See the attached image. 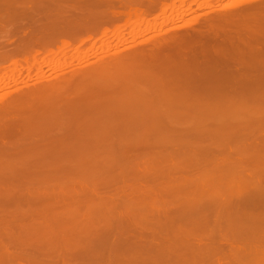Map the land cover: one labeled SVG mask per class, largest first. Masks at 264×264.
<instances>
[{"label":"rangeland","instance_id":"374dc122","mask_svg":"<svg viewBox=\"0 0 264 264\" xmlns=\"http://www.w3.org/2000/svg\"><path fill=\"white\" fill-rule=\"evenodd\" d=\"M162 1L171 2L170 0ZM197 1L198 0H183L184 5L185 3H187L186 5H189L194 9V11L193 9L192 11L190 10L189 13L187 12L185 14L184 12L180 11V9L175 10L173 8H170L168 9V11L166 9L164 11V14L168 13V15L173 14L174 16L181 15V17L179 18H175L176 20L174 19V23L180 22L181 19L182 22H187L193 17L205 12V10L202 11L203 8H196L198 4H196L195 2ZM209 1L214 2V0ZM222 1L226 2V0ZM222 1L219 2L223 3ZM230 1L232 0H227V2ZM198 2L204 3L206 2V0H199ZM215 2L216 4L218 3L217 1ZM155 11H152V15L149 14V17L147 15L148 19L150 18V20H152V23L155 22V19L156 21H159L160 18L163 17L162 11L160 9L159 11ZM131 15L133 16V14ZM132 16L130 19H134V17ZM155 16L159 17V19H157ZM162 25L160 26V28L163 29H168L172 26H167L168 23ZM114 28L115 26H111L110 31H108L109 34L107 33L106 35H104V39H106L105 42H107L108 45L112 46L113 48H116L118 45L117 44L115 46L114 44L116 42L115 39L118 34H122L121 36H123L124 38L126 37L127 39L126 43H121V45H128L132 41V36H134L131 34V32L134 34V30L137 29V27L133 26L132 24H127V26L125 25V29L123 28V30H119L120 32L117 31V28L114 31ZM141 28L143 30L145 27L142 26ZM146 32L147 31L145 30L141 35H138V37L135 36L134 40L136 39V37L138 38V40H141L145 38V36L148 37V34L149 36L152 35V33H154L155 31L149 30V32ZM96 34H94L96 36H93V39L84 41L85 43L80 44L81 42H72V46L75 47L77 45L80 52H84V50L88 51V49L91 48L94 42L95 45L93 44V48L96 49V47H98L99 45L101 50V34L100 32H96ZM106 36L108 37L106 38ZM160 38L161 37H159V39ZM262 42L264 43V41ZM262 42H260L261 44L257 43L258 46H254V49H252V46L256 43H254L253 45L251 44L252 46L249 45V47L245 48L243 47L244 45L242 47L237 46L239 47V49H235L237 48L235 46L234 50L233 48L232 50H230V52L227 50L228 53L226 50H211V52L208 53V50L205 53L204 51L203 53L194 52L179 54V56L178 54H169L170 57L164 52L163 54L166 57L162 53L161 54L163 56L160 53L157 55V57L152 56V59L150 58V60L153 61H148V70H146V73H144L145 75H142L141 77H144V80H148V78L153 79V81L151 79L150 82L148 81L150 83L149 88L152 85L154 86V83H157L155 87L152 86L154 89H149V91L152 92L146 91V94L148 93L147 96H145V92H143L144 94H141V96H139L142 99L137 97L138 95H140V93H138L137 95L136 91L134 92L136 95H134V93L130 95V92L134 91V89H129L128 86L127 94L129 93V95L128 97H126L125 95V99L121 97L123 100H120V96L117 97L118 99H115V97L113 96L114 98L112 100H117V103L115 101L113 103L111 99L109 100V98L107 99L106 96L107 94L111 95V93H109L111 92V90L113 92L114 88L117 90L118 87H121L122 83L120 84V82L122 81L120 80L117 84L115 83L117 87L112 86L113 89L108 87L109 92H107L108 90L106 91V88L105 90H101L102 95H98L99 97L95 96L96 99H100L98 101L94 97H91L94 99L85 97L82 101V98L77 99L79 101L74 100L75 103L73 100H70V103L68 101L67 104H63L62 102H59V104L57 102V105H61L58 107L61 110L57 108V111L59 113L55 115L56 117L54 116L55 120H53L54 118H50L53 120L52 122L56 121V124H58L59 126H62L67 122L68 126L67 124L66 126L64 124V126L68 128L63 129L60 126V128L55 129L58 131L54 130V133H56L54 137L57 136V138L56 140L55 138H53L54 142L52 141L51 146L48 147V149L50 150H43L42 153H45L43 155H40L42 159V166L38 165L40 163L38 161V167L34 166V168L30 167V165H27V169L25 170L26 165L24 164V162H19V160H23V158L20 159L23 156H21L20 153V155L17 153V149L19 150L27 145L29 146L28 143H30L31 145V147L29 148H33L32 143L28 140L27 136H31V134L34 133L33 131L40 132V130L36 129H39L40 125L43 124L42 120L40 122L42 116L38 119V116H34V114L36 113L31 111L30 115H28L27 113L29 117L25 114L27 116L26 120L23 117L22 118L24 120L20 117L19 119L6 118L8 123L4 121V126L2 122V125L0 124V128H3L0 129L2 131H0V150L3 151L2 153L0 151V165L3 163L2 165L4 166H0V169L3 171L0 173V228L2 227L3 230L6 228L10 229L4 230L5 234H2L1 236L7 235V230H12L11 232L13 233L16 231L15 234L17 237V234H20L18 231L23 230L22 232H24V228L26 227L29 228L28 232L26 229V232H24V234L22 233L20 237H22V235H25L26 237L31 236L29 234V232H31L30 229L33 231H40L39 225L42 224V228L45 227L46 230V228L50 227L48 229H52V231H54L56 234L57 232H59L58 234H60V231L65 229L62 232L63 234L61 235H64V232L66 231L70 233L69 229L71 228V230H76L75 232L77 233L73 236L75 237L77 235H81L80 238L82 237V235L83 237H85V235H88V233L86 232H83V234L82 232L80 233V231H85V229L94 231V227L95 231H98L99 229L107 228L106 230L108 232L105 231L103 235L101 231L104 230H99L100 233H92V231L89 230L88 236L91 237L92 243L94 240H97V243L103 242L101 243V245H106L108 244V242L111 244L113 238L118 237L119 239L118 233L123 234L125 232L122 231L123 229H134V227L141 230H144L145 228L147 230H158L157 236L164 238V236L168 235V233L169 236H171L170 234L173 235L177 233L176 230L181 231V229H190L193 223H195L196 226L197 224L199 225V221L201 225L202 223H204L201 222L202 219L200 220V216V218H194V216L196 215L193 214L201 211V208H206V211L207 208L209 209L211 205L214 204H212V202L209 200L211 204L209 203L208 205V203L205 202L207 199L204 201L202 199L203 197L207 198L206 196H208V198H212V195H216V193L214 195V192L218 191L217 196L222 194V197L218 196L220 197V199H223V196L229 195L228 197H230L231 195V197L233 198L232 203H235L234 198H236V195L239 196V194L242 195V193L243 195L244 193H248V195H250L251 192H257L258 194L260 188H256L257 186L255 185H253V187L255 186L253 188L252 185L249 186V184L247 186L246 184L244 185L245 187L239 186L238 189V187L236 186H234L233 188V185L230 183L229 184L231 186H227L228 183L226 184L224 182L227 181V178L228 180L231 179L232 181H247V179L249 178L247 177V175L249 176L250 174H256L255 176L262 178L260 176L262 174L259 175V173L264 167H261L260 172L257 169L259 173L255 171L258 165L260 166L261 164H264V44ZM107 43H104L103 45L105 49V45ZM121 45L119 46L121 47ZM77 46L75 48H77ZM81 49H83V51ZM102 49L104 50V48ZM259 49H261V51H259ZM100 50L98 51L99 54L97 53L98 56L102 54H100ZM76 52L77 51L74 49L72 51L70 50L68 57H65L66 61L68 58L67 63H69V61H73V56H76ZM222 52L226 54H223ZM38 55L39 54H37V56ZM182 55H184V57ZM38 58L42 61V56H38ZM88 59L94 60L96 59V57L94 58L93 56H91L90 58L88 57ZM167 59L169 61H167ZM42 63L44 62L42 61ZM8 64L10 66L6 65V67L3 68L4 70H0L2 73L11 74L12 71H10V69L12 67L14 68V66L10 62H8ZM155 64L157 67L155 66ZM149 66H151L152 68H149ZM50 67L52 66L50 65ZM50 67H46L47 70L49 68V73L52 70V68L50 69ZM13 68L11 70H13ZM26 71L29 72V70ZM31 71L30 74H32L33 71L36 70L33 69L32 73ZM148 71L149 75L147 74ZM1 72L0 74H2ZM138 76L136 77L138 78ZM132 77L135 79L134 76ZM106 83H109L110 85L112 84L107 81ZM160 83L161 85H159ZM162 85H164V87ZM123 87L124 89L126 88L125 86ZM122 88H118V90H120L121 92ZM160 88L162 89L160 90ZM124 89L122 90L123 94L125 91ZM118 90L114 92L118 93ZM129 90L131 91L128 92ZM103 91L107 93L104 94ZM122 92L120 94H122ZM117 95L119 94H116L115 96ZM149 95L151 98L149 97ZM143 96L145 97L143 98ZM100 97H102V99L104 97V100H102ZM105 99H107L108 101H106ZM157 102L160 103L157 104ZM152 103L155 105V108ZM158 105L160 106L157 107ZM61 107L67 109V112L71 114L66 113L65 109H62ZM115 107L117 108L116 110ZM156 108L157 110L160 109L159 111L163 112L161 113L157 111ZM63 110L66 113L65 115L63 112L64 116L62 115V113H60ZM59 114H61V117L59 116ZM51 115L52 114H50V116ZM68 115H70V117ZM47 117H43L45 118V120L42 118L45 124L41 126L40 129H42V127L44 126L49 127L48 125H46V123H48L46 122ZM50 118L48 117L47 120L49 121ZM37 119L39 120L40 125L38 124ZM2 120L4 119H1V121ZM59 120L64 122H61ZM20 121L22 123H20ZM23 121L27 123L28 127ZM52 122L50 120L48 124ZM50 127H52V124H50ZM53 128L56 127L53 126L52 128L48 129L49 131H52ZM26 132L32 133L26 134ZM64 138L67 140H65ZM61 140H63L64 142ZM20 144L21 146L23 144L24 145L21 147ZM1 147L4 150L1 149ZM8 150L10 151L8 152ZM12 150L14 153L16 152V155L12 152ZM38 155L39 154H37L36 157H39ZM52 157H54V160ZM51 161L53 162V165ZM258 161L260 162L258 163ZM15 162H19L18 165L20 166H22L23 164L22 167L24 169L18 165L17 166L20 167V169H15L17 167H14ZM5 165H8V167ZM11 166V170L15 171L14 173H17V176H15L13 171V176H10L12 175L11 173H7L9 171L8 168ZM11 170L9 172H11ZM16 170L21 172H16ZM253 170L255 172H252ZM30 172L32 176L30 175ZM44 173L46 174V177ZM48 173H50L51 175ZM245 174L247 175L245 176ZM235 175L237 178L235 177ZM255 176L253 179H255ZM10 178L13 179L11 180ZM215 182L217 183V185H215ZM185 184L187 186L188 184H192L193 190H191L192 188L190 189V187H187ZM224 184L225 186H221ZM218 186H221L220 188L223 190H221L222 193L220 192V188ZM235 187L237 189H235ZM11 194L13 195L10 196ZM240 197H237V199ZM196 198L203 200L200 202L201 204H199V201H197ZM191 199H193L197 204ZM202 202H204L205 204ZM245 204L248 203L245 202ZM240 205H243V203ZM240 205L237 206L242 208V206ZM215 206H212L211 208H215ZM243 206L245 207L247 205ZM196 208L200 209L196 211ZM233 208L235 209V207ZM38 212L40 214H38ZM86 213H89L91 215H86ZM196 214L199 215V213ZM41 216H43L44 218H41ZM43 223H45L46 225ZM36 224L37 226H33L34 228L31 227L32 225ZM87 226L90 227L87 228ZM57 227H59L60 229L58 230ZM80 228L85 229L82 230ZM13 229L16 230L14 231ZM33 231L31 233L37 234ZM47 232L50 231L48 230ZM127 233L130 235L131 232L127 231ZM127 233H125L126 236L128 235ZM38 234L40 233L38 232ZM36 236L38 237V235ZM78 236L77 239L76 237L72 238V242L74 244L73 246L75 247L77 245L78 247H75V252L80 251L81 249V244H79L80 242H78ZM169 236L168 239L170 238ZM32 237L31 239L34 240L35 235L34 238ZM92 237H94V240L92 239ZM110 237L112 240L110 239ZM29 238L28 240H26L27 238L24 239L27 242L30 240ZM85 238L88 239L89 237ZM101 238L102 241L100 240ZM122 238L121 240H123ZM87 243L85 244L86 247ZM89 244L90 242L88 243V246H90ZM110 244H108V246L111 248L112 244ZM116 245H118V243ZM97 246H95L94 249L96 248L97 250ZM104 247L108 248L106 246ZM118 247H120V245H118ZM83 250L84 249H82V252ZM144 251L142 254H144ZM182 252L184 253V251ZM78 253L76 259L78 258ZM83 254L82 256H84ZM142 254H140L139 260L136 259L137 263L139 261V264L141 262L144 264H150L155 260H149L148 258L150 263L145 262L142 260L144 257V255L142 256ZM147 254L149 253L147 252ZM162 254L165 255L164 253ZM184 254L188 255L186 253ZM184 254H182V256ZM80 255L79 258L81 257ZM152 255L154 254L152 253ZM163 255L162 258H165L163 257ZM170 255L172 254H169V256ZM171 258L174 259L173 256ZM136 261H134V264ZM160 261L159 263H155L156 261L154 263L161 264ZM123 262L124 261H119L118 263L123 264ZM125 263L126 262H124V264Z\"/></svg>","mask_w":264,"mask_h":264},{"label":"bare ground","instance_id":"6f19581e","mask_svg":"<svg viewBox=\"0 0 264 264\" xmlns=\"http://www.w3.org/2000/svg\"><path fill=\"white\" fill-rule=\"evenodd\" d=\"M170 1L171 2H166V1L163 2L162 0H0V70L3 69L4 67H6V65H9L8 62L12 63L14 66V68L12 67L13 70H11L12 68L10 69V71H12L11 74L10 73L5 74V73H2L0 71L2 74H5V75L0 74V124L2 122V124L4 126L5 125L3 123L4 121H6L8 123L6 118H11V119H17L18 118L19 119V117L20 118L23 117L26 120V117L28 115H30L31 111L37 114V115L34 114V116H38V119L41 118V116H42V118L44 116H46V117L48 116L49 118L50 117L54 118V116L57 113H59L57 111V108L59 106H61V105H57V102L58 103L62 102L63 104L64 103L67 104L68 101L70 103V100L74 101V100L82 98L81 99V101H82L83 98H85V97H87V98L90 97L89 99H94V98L96 99L95 96L102 95L101 90H103V89L105 90V88H106V91L108 90L107 92H109L108 87H110L111 89H113L114 86L117 87V85H115V83L117 84L120 80L122 81V82H120V84L121 83L122 84H121V87H118V88H122L123 86H125L126 87L125 89H124V87L122 88V90L123 89L125 90L124 94H123L122 90H121L122 94H120L121 92H120V90H118V88H117L118 93L114 92V91H117L114 88L113 92H112V90H111V92H109V93H111V95L107 94V96H108V97L106 96L107 99L109 98V100L110 99L112 100L114 97L116 99L118 96H120L119 98L122 97L123 99H125L124 96L126 95V97H128V95H129V93L127 94V90H128L127 88L128 87H129V89L130 88L134 89V91H132V92H130L131 90L128 91V92H130V95H132V93H134L135 91H136L137 95H138V93H140V95H138L137 97L141 96V94H144L143 92H145V94H146V91H149V89L155 87L157 82L156 83L152 82V83H154V86L152 85L153 87L151 86L149 88V86H150L149 82H150L151 78L150 79L148 78V80H146V79L144 80L143 79L144 77H141V76L145 75L144 73H146V70H148L147 65H148V61L150 60V58L152 56L157 57V55L159 53L163 54V52H164L166 55L168 54V56H169V54H178V56H179V54H187V53H194V52L195 53L196 52L203 53V51H204V53H205L208 50H209L208 53L211 52V50H218V51L219 50H221V51H223V50L227 51L228 50L230 52V50H232V48L234 50L235 46L236 47L237 46L242 47L244 45L243 47L245 48V47H249V45H251V44L253 45L254 43H256L253 46L251 45L252 49H254L253 48L254 46L255 47L258 46L257 43L264 41V0H232L230 2H227V0H226V2H223L222 0H214V2H210L209 0H206V2H204V3L198 2L199 1L198 0L197 2H195L196 4H198V6L197 7L195 6V7L197 9L203 8L202 11L205 10V12L199 14L198 16L193 17L192 19L188 20L187 22H182L181 21L182 19H181L180 22H177V23H174L175 22L174 19L181 17V15L180 16L179 15L174 16L173 14H170V15H168V13L164 14V11L166 9H167V11L170 8L180 9V11H182L186 14L187 12L189 13L190 10L192 11L193 8L189 5H186L187 3H185V5H184L183 0H170ZM215 1H217L218 3L216 4ZM219 1L220 2L222 1L223 3H220ZM159 9L162 11L163 17L160 18L159 21H156V19H155V22L152 23V20H150V18L148 19L149 14L152 15V13H151L152 11H155V10L159 11ZM193 11H194V9H193ZM131 14H133V16ZM147 15H148V17H147ZM131 16L134 17V19H130ZM156 18L159 19V17H156ZM165 23H168L167 26H169V25H172V26L166 30H165V28L164 29L160 28V26L162 24H165ZM127 24H129V25L132 24L133 26L137 27V29L134 30V34L131 32V34L134 36H132V41L130 44L123 45V46L121 45V43H126V41H127L126 37L124 38L123 36H121L122 34L121 35L118 34V36L115 39L116 42L114 44H115V46L118 44L116 47L117 49L113 48L112 46L108 45L107 42H105L106 39H104V35H106L107 33L109 34L108 31H110L111 26L112 27L115 26L114 31L117 28V31L120 32L121 30H123L125 25L127 26ZM141 25L145 27L143 30L141 28L142 27ZM145 30L147 32H149V30H153L155 32L152 33V35H150V36L148 34V37L145 36V38L138 40V38H137L138 35H141L142 32ZM96 32H100L101 36H103L101 38V42H102L101 44H102V48H104V50L102 48L100 50L99 45H98V47H96V49H94L93 48L94 42H93L91 48H89L88 51L84 50V52H80L77 45H76L77 48H75L76 46L75 47L72 46L73 45L72 42H75V43L81 42L80 44H82V43H85L84 41H88V40L93 39L94 38L93 36L97 35ZM94 34H96V35H94ZM112 34H113V31H112ZM108 36H106V38ZM135 36H137V37L134 40ZM159 37H161V38L159 39ZM127 38H129V37H127ZM104 43H107L105 45L106 49H105V47H103ZM119 45H121V47ZM111 47L113 48V50ZM73 49L77 51L76 52L77 54L75 57L73 56V61H71V62L69 61V63H67L68 58L66 61L65 57H68L70 50L72 51ZM98 49L100 50V54L102 53L100 56L97 55V53L99 51ZM235 49H239V47H237ZM261 49H259V51H261ZM81 50L83 51V49H81ZM256 50H257V48H256ZM228 51H227V53H228ZM222 53L226 54L224 52H222ZM37 54H39L38 56H42L41 59L44 63H42V61L39 60ZM91 56H93L94 58L96 57V59H94V60L88 59V57L90 58ZM182 56L184 57V55H182ZM59 59H61V60H59ZM69 60H71V59H69ZM150 61H153V60H150ZM161 61H163V60H161ZM167 61H169V60L167 59ZM50 65L52 67H50ZM47 66H49L50 69L52 68L50 73L48 71L49 68H48V70L46 69ZM155 66H156V64H155ZM150 67L151 66H149V68ZM31 68H32V71H33V69L36 70V71H33V74H30ZM26 70H29V72ZM5 71H6V68H5ZM32 71H31V73H32ZM25 72H28V73H26V75H25ZM155 72H151V73H155ZM148 73H149V71L147 72V74ZM23 75H25L26 78ZM132 76H134L135 79ZM136 76H138V78ZM152 78H153V76H152ZM117 79H119V80H117ZM161 79H162V77H161ZM151 80L153 81V79H151ZM106 81L110 82L112 84L110 85L109 83H106ZM112 81L113 82L117 81V82L113 83ZM159 85H161V83ZM118 86H119V84H118ZM157 86H158V84H157ZM162 86L164 87V85H162ZM161 89L162 88H160V90ZM1 91H3V92H1ZM107 92H104V94ZM149 92H152V91H149ZM104 94H103V96H104ZM116 94H119V95L115 96ZM147 94L145 96H147ZM134 95H136V94L134 93ZM158 95H160V94H158ZM145 96H143V98ZM91 97H94V98H91ZM110 97H112V98H110ZM149 97H150V95H149ZM100 98L102 99V97H100ZM122 98L120 100H123ZM107 99H105V100L108 101ZM115 99L112 100L113 103H114ZM140 99H142V98H140ZM84 100H86V99H84ZM96 100L98 101L100 99L97 98ZM102 100H104V97ZM77 101H79V100H77ZM115 102L117 103V100ZM74 103H75V101H74ZM110 103H107V104H110ZM159 103L157 102V104H159ZM93 104H94V102H93ZM113 105H112V107H113ZM159 106L160 105H158L157 107H159ZM119 108H120V106H119ZM154 108H155V105H154ZM116 109L117 108L115 107V110ZM59 110H61V109H59ZM156 110H157V108H156ZM159 110H157V111H159ZM67 111L68 110L65 109V112L69 113ZM63 112H64V110L60 113H62V115H63ZM65 112H64V114L66 115ZM159 112H161V111H159ZM27 113H28V115H27ZM50 114H52V115L50 116ZM69 114H71V113H69ZM60 115L61 114H59V116ZM163 115H160V116H163ZM68 116L70 117V115H68ZM48 117L46 118V122H48V123L50 122V120H51V122L53 120H55V118L53 120L50 118V120L48 121L47 120ZM57 117H58V115H57ZM42 118L40 119V122L42 120V123H43L41 125L39 123V120L37 119L38 124L40 125V128H41V126H43L45 124V122H43V119L45 120V118H43V119ZM1 119H4V120L1 121ZM11 119H9V120H11ZM21 121H20V123H22ZM59 121H61V120H59ZM23 122H25V121H23ZM61 122H64V121H61ZM48 123H46V125H48L49 127L44 126V127H42V129H40V128L36 129V130H40V132L39 131H33L34 132L33 134H31L32 132L31 133L26 132V134H31V136L29 135V136H27V138L32 143L33 148H29V147H31L30 143H28L29 144V146L27 145L28 147L25 146L19 150L15 147L17 149V153L18 154L20 153L21 156H23L20 158V159L23 158V160H19V162L20 161L24 162V164L26 165V166L24 165L25 170L27 169V165H30V167H34V166L38 167V165H41L42 159H41L40 155L41 154L43 155L45 153V152L42 153L43 150L46 151V149H48V147L51 146L52 141L54 142L53 138H55V140L57 138V136L54 137V135L56 134V133H54V130L57 128H60L61 125L59 126L58 124H56V121H54L50 124H52V127L55 126L56 128H53L52 131H49V129L52 127H50V124H48ZM54 123H55V125H54ZM59 124H61V123H59ZM64 124H65V126H66V124L68 126L67 122ZM64 124L61 126V128H63V129L68 128V127H65ZM26 125H27V123H26ZM27 127H28V125H27ZM29 127H31V126H29ZM43 128H46V129L49 128V129L46 130ZM70 130H71V128H70ZM55 131H58V130H55ZM60 135H61V133H60ZM29 137H30V139H29ZM60 139H61V137H60ZM65 140H67V139H65ZM24 141H23V143H24ZM61 141H63V140H61ZM65 142H67V141H65ZM2 144H4V143H2ZM20 146H21V144H20ZM2 147H1V149H3ZM10 147H11V145H10ZM4 148H5V146H4ZM10 150H8V152ZM48 150H50V149H48ZM2 152L3 151H1V153ZM12 152H13V150H12ZM14 154L16 155V152ZM37 154H39L38 155L39 157H36ZM46 155H48V154H46ZM9 156H11V155H9ZM24 157H25V159H24ZM34 157H35V159H34ZM52 158L54 160V157H52ZM38 161L40 162L39 164H38ZM22 162H21V164H22ZM259 162L260 161H258V163ZM263 162H264V160H263ZM18 163L15 162L14 167H16L18 165ZM52 165H53V162H52ZM5 166L8 167V165H5ZM18 166H20V165H18ZM18 166L15 169H17V168L20 169V167L23 168L22 167L23 164L20 167H18ZM30 167H28V168H30ZM67 167H69V166H67ZM258 167L256 168V170L255 169L254 170L257 171V169H258L260 172L261 167H264V164L263 165L261 164L260 166L258 165ZM11 168H12V166L8 168L9 171L11 170ZM253 168H255V167H253ZM3 170H5V169H3ZM6 170H7V168H6ZM17 170H16V172H19ZM254 170L252 172H255ZM9 171L7 173L12 174L13 170H11V172H9ZM1 172H3V171L1 170L0 173ZM14 172L15 171H13V173ZM41 172H43V171H41ZM252 172H250V173H252ZM19 173H18V175H19ZM23 173H25V172H23ZM258 173H257V175H258ZM48 174H50V173H48ZM247 174H245V176ZM260 174H262V175H260ZM2 175H3V173H2ZM30 175H31V172H30ZM36 175H37V172H36ZM44 175L46 177L45 173H44ZM253 175L255 176L256 174H252V175L250 174L249 176L247 175V177H249L247 179V181H243V180L242 181H238V180L232 181L231 179L228 180V178H227V181L225 180L226 182H224V183H226V184L228 183L227 186H231L230 184H232L233 188H234V186H236V187H238V189H239V186L243 187L246 184H247V186L250 184L249 186L252 185V187H253V185H255V186H257L256 188H260V191H258V194H257V192H255V193L249 192L250 195H248V193H246V194L244 193V195L242 193V195L239 194V196L236 195V198H234L235 203H232L233 198L231 197V195H230V197H228L229 195L223 196V199H220V197H222L221 196L222 194L218 195V196H220V197H218L217 196L218 191L214 192V195H215V193H216V195L215 196L212 195V198L211 197L208 198V196H206L207 198L203 197L202 199L204 201L207 199L205 202L208 203V205H209V203L211 204V202H212V204H214V205H211V207L216 205L215 208L210 207L209 209L207 208L206 211H205L206 208L203 209L200 207L201 209L200 208L199 209L202 212L198 211L199 209L196 208V211H198L196 213H199V215L196 213L193 214V215H196V216H194V218H196V217L200 218L201 217L200 220L202 219L201 222H204V223H202V225H201L200 221L198 222V220H197L199 225L197 224V226H196L195 223H193V225L196 228L193 225H191L192 227L190 229H181V231L176 230V232L179 234L175 233L173 235L170 234L171 236H169V233H168V235L164 236V238L157 236L158 230H153V229L147 230L146 228L144 230H141V229L135 228V227H134V229L133 228L128 229V230L123 229L122 231H125L123 234L118 233L119 239L121 240V238L123 237L122 238L123 240L120 241L118 239V237H116V236H115L116 238H113V240H112L110 237V239L112 240V241L110 240L111 244H112V247L110 248L108 246V244H110L108 241H107L108 244L101 245V243H103V242L97 243V240L95 241L93 239L94 237H92V239L94 240L92 243L91 237L88 236L90 229L86 230L85 228H83V229H85V231H84L82 228H80L83 230V231H80V233L81 232H82V234H83V232L88 233V235H85V237H87V238L89 237V238L86 239L82 235L83 238L81 237L82 238L81 239L80 238L81 235L80 236L77 235L79 237L78 242H80L79 244H81L80 245L81 249H80V251L75 252V247H77V245L75 244L76 246L75 247L73 246L74 244L72 242V238L74 237L73 235L77 234V233L75 232L76 230H71V228L69 229L70 233L66 231V232H64V235H61V234H63L62 232L65 229L61 230L60 234H58L59 232H57V234H56L54 231H52V229H48V228H50V227H48V224H47L48 228H46V230H45V227L44 228H42L43 226L41 227V225H42L41 224V225H39L40 231H38V230L33 231L30 229L31 232L33 231L37 234L29 232V234L31 236L26 237L25 235L24 236L22 235V237H20L22 233L24 234V232H26L25 231L26 229L28 232L29 228L26 227V228H24V232H22L23 230H20V229H19L20 231L17 230L20 234H17L18 236L16 237V234H15L16 229L15 230L13 229L15 231L14 233L11 232L12 230L11 231L7 230L9 233L6 231L7 235L1 236L2 234H5L4 230L10 229V228H6L3 230L1 227L0 229L3 231H1V230L0 231L4 232V233L0 232V264H112V263L117 264L119 261L120 262L124 261V262H126L125 264H128L129 262L132 261L133 263L132 262L131 263L134 264V261H136V259L139 260L140 254H142L144 250L146 252L144 251V254H142V256L144 255V257L142 259L143 261L150 263L149 260L155 259L153 262L151 261L152 263H150V264H153L155 261H156L155 263H157V262L159 263L160 260H161L160 261L161 264H165L166 261H167L166 264H264V178H263L264 177V168H262L261 172L259 173V175L262 178L255 176V179H253L254 178ZM10 176H13V174ZM15 176H17V173L15 174ZM40 176H41V173H40ZM235 177H236V175H235ZM1 178H2V176H1ZM28 178H30V177H28ZM10 179L12 180L13 178H10ZM20 179H22V178H20ZM249 179H251V180H249ZM212 182H214V181H212ZM212 182H211V184H212ZM215 183H213V184H215ZM222 183H223V181H222ZM192 184L191 185L188 184V186L186 184L185 185L187 187H190V189L192 188L191 190H193ZM215 185H217V183ZM221 186H225V184L221 185ZM221 186H218V187L220 188ZM236 187H235V189H237ZM216 188H217V186H216ZM230 189H231V187H230ZM219 190L222 193L223 190L221 188ZM224 191H226V190H224ZM226 194H227V192H226ZM12 195L13 194H11L10 196H12ZM240 196H242V197H240ZM196 197H198V196H196ZM224 197H226V198H224ZM237 197H240V198H238L239 200L237 199ZM199 198L198 199L196 198V199H197V201H199V204H201L200 202L203 200L202 199L200 200ZM18 199H16V200H18ZM236 199H237V202H236ZM191 200H193V199H191ZM239 201H241V202L244 201L242 203H243V205H247V206H245L247 208H245L243 205H240L242 203ZM61 202H62V200H61ZM245 202H247L248 204H245ZM202 203H204V202H202ZM237 205L242 206V208L237 206ZM233 207H235V209ZM38 214H40V213L38 212ZM88 214L86 213V215H88ZM89 215H91V214H89ZM193 215H192V217H193ZM47 216H46V218H47ZM41 218H44V217L41 216ZM49 219H50V217H49ZM206 220H208V221H206ZM38 222H40V221H38ZM43 222H44V219H43ZM43 224H45V223H43ZM33 226L35 227V226H37V224L32 225L31 227H33ZM79 226H82V225H79ZM54 227H56V226H54ZM89 227L87 226V228H89ZM37 228H39V227H37ZM57 228H58V230L60 229L59 227H57ZM187 228H189V227H187ZM91 229H92V226H91ZM106 229H104V228L99 229L100 231L104 230V231H101L102 235L105 231H107ZM35 230H36V228H35ZM48 230L50 232H47ZM93 230L94 231H92V230H90V231H92V233H94V232L100 233L99 230L95 231L94 227H93ZM96 230H97V228H96ZM112 231H111V233H112ZM127 231L131 232L132 235H131V233L129 235L127 233ZM38 232L40 234H38ZM168 232H169V230H168ZM10 233L11 234L13 233V234L11 235ZM125 233H127L128 235L126 236ZM66 234L70 238L67 237ZM34 235H35V238H34ZM36 235H38V237ZM120 235H121V237H120ZM77 236H75L76 239H77ZM168 236L170 237L169 239H168ZM31 237L34 238V240H32ZM98 237H97V239H98ZM171 237H173V238H171ZM24 238H27L26 240H28V238H29L30 240L26 242V240ZM84 238L87 242L88 241L90 242V244H89L90 246H88L89 242L87 243L84 240ZM64 240H66V241H64ZM100 240L102 241V238ZM115 240H116V242H115ZM83 241H84V243H83ZM105 241H106V238H105ZM86 243H87V247H90L91 249L86 247V245H85ZM117 243H118V245H120V247H118V245H116ZM91 244H93V245H91ZM94 244H95V246L100 245L99 247L97 246V250H96V248L94 249V247H95ZM104 246H106L108 248H105ZM113 246H115V247H113ZM184 248H185V250H184ZM82 249H84L83 252H82ZM92 249L95 251H93ZM181 249H182V251H184V253H186L188 255H185L181 251ZM175 251H177V252H175ZM147 252L149 254H147ZM150 252H151V254H150ZM178 252H180V253H178ZM77 253L79 255L81 254L80 258L78 255V258H77L78 260L76 259ZM152 253L154 255H152ZM162 253H164V254L167 253L168 255L167 254L163 255ZM82 254L84 256H82ZM169 254H172L170 256L171 257L173 256L174 259H172L169 256ZM182 254H184L185 257H184V255L182 256ZM87 255L88 256L90 255V256L88 257ZM145 255H147V256H145ZM162 255L165 258H162ZM85 256H86V258H85ZM160 256H161V258H160ZM179 256H180V258H179ZM166 257L168 260L169 259L170 260L168 261L166 259ZM183 257H184V259H183ZM148 258H149V260H148ZM124 262H123V264H124ZM131 263H129V264H131ZM136 263H137V261L135 262V264ZM137 264H139V261ZM142 264H144V263H142Z\"/></svg>","mask_w":264,"mask_h":264},{"label":"flooded vegetation","instance_id":"af4514ba","mask_svg":"<svg viewBox=\"0 0 264 264\" xmlns=\"http://www.w3.org/2000/svg\"><path fill=\"white\" fill-rule=\"evenodd\" d=\"M173 9H174V8H173ZM175 10H177V9H175ZM165 30H166V29H165ZM101 38H102V36H101ZM23 73H24V72H23ZM26 73H27V72H25V75H26ZM32 74H33V73H32ZM25 75H23V76H25ZM23 76H22V77H23Z\"/></svg>","mask_w":264,"mask_h":264}]
</instances>
